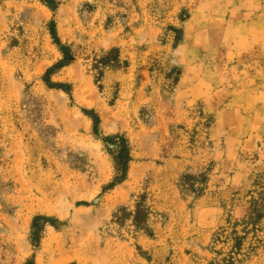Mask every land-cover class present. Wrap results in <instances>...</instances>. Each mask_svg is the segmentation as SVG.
<instances>
[{
	"label": "rangeland",
	"instance_id": "374dc122",
	"mask_svg": "<svg viewBox=\"0 0 264 264\" xmlns=\"http://www.w3.org/2000/svg\"><path fill=\"white\" fill-rule=\"evenodd\" d=\"M57 1L0 0V264H264V0ZM52 20L70 94L42 80ZM82 109L131 146L106 193L115 163ZM35 215L57 219L36 247Z\"/></svg>",
	"mask_w": 264,
	"mask_h": 264
},
{
	"label": "trees",
	"instance_id": "16d2710c",
	"mask_svg": "<svg viewBox=\"0 0 264 264\" xmlns=\"http://www.w3.org/2000/svg\"><path fill=\"white\" fill-rule=\"evenodd\" d=\"M50 11L54 12L58 8L57 0H40ZM176 33V41L181 40L182 31L180 29H173ZM49 34L58 52L60 59L50 66L44 73L42 80L49 88H55L70 94V88L64 83H55L51 80V76L61 69L67 67L73 60V51L68 44L63 43L57 33L55 21L49 23ZM120 66V60L117 52H113L109 56L104 57L98 62V67H112L117 68ZM179 74V71H177ZM98 77H102V72H98ZM99 81V79H97ZM83 114L88 117L92 123L93 134L100 137L104 148L110 154L115 163V174L112 180L102 187V192L106 193L114 189L117 185L123 183L128 175L129 165L132 161L131 146L128 138L124 134L106 135L103 136L100 129V118L92 110L82 109ZM145 196L139 197V202L133 214V222L137 228L147 230V217L149 214L148 207L145 205ZM57 219L46 215H35L31 220L30 225V243L36 247L38 246L42 233L46 225L55 227ZM248 223V222H246ZM253 223V222H251ZM150 232V231H148ZM150 234V233H149ZM244 237L237 235L234 239L233 248L237 251L241 249L242 240ZM25 264H35L33 259H28Z\"/></svg>",
	"mask_w": 264,
	"mask_h": 264
}]
</instances>
